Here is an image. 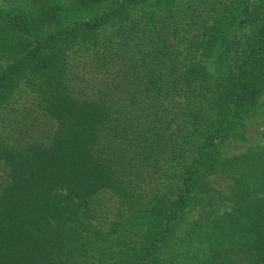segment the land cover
I'll return each instance as SVG.
<instances>
[{
	"label": "trees",
	"instance_id": "obj_1",
	"mask_svg": "<svg viewBox=\"0 0 264 264\" xmlns=\"http://www.w3.org/2000/svg\"><path fill=\"white\" fill-rule=\"evenodd\" d=\"M0 7V264H264V0ZM182 262L179 264H193Z\"/></svg>",
	"mask_w": 264,
	"mask_h": 264
},
{
	"label": "rangeland",
	"instance_id": "obj_2",
	"mask_svg": "<svg viewBox=\"0 0 264 264\" xmlns=\"http://www.w3.org/2000/svg\"><path fill=\"white\" fill-rule=\"evenodd\" d=\"M27 3L24 0H0V7L8 9L11 7L24 8ZM264 145V92L258 98L256 105L243 119L242 125L238 127L233 136L227 140L220 149L222 157L254 150ZM197 217L195 211L186 215L179 224L172 239L166 257L172 258L175 264L182 262H194L193 264H213L218 260H209L208 248L205 243H200L195 236L188 234L193 220Z\"/></svg>",
	"mask_w": 264,
	"mask_h": 264
}]
</instances>
